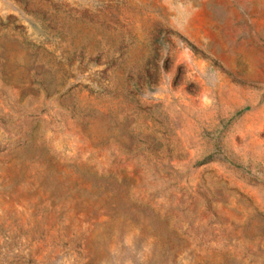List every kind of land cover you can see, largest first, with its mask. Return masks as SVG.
Instances as JSON below:
<instances>
[{
  "label": "rangeland",
  "instance_id": "obj_1",
  "mask_svg": "<svg viewBox=\"0 0 264 264\" xmlns=\"http://www.w3.org/2000/svg\"><path fill=\"white\" fill-rule=\"evenodd\" d=\"M0 264H264V0H0Z\"/></svg>",
  "mask_w": 264,
  "mask_h": 264
}]
</instances>
